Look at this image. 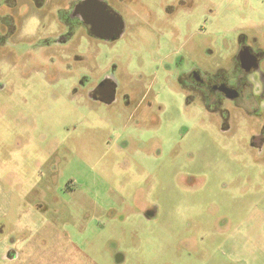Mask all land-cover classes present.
<instances>
[{
  "label": "rangeland",
  "instance_id": "rangeland-1",
  "mask_svg": "<svg viewBox=\"0 0 264 264\" xmlns=\"http://www.w3.org/2000/svg\"><path fill=\"white\" fill-rule=\"evenodd\" d=\"M116 9L119 38L46 48L32 15L0 48V264H264V153L179 83L230 68L241 37L264 45V0ZM107 73L112 105L88 96Z\"/></svg>",
  "mask_w": 264,
  "mask_h": 264
},
{
  "label": "flooded vegetation",
  "instance_id": "flooded-vegetation-1",
  "mask_svg": "<svg viewBox=\"0 0 264 264\" xmlns=\"http://www.w3.org/2000/svg\"><path fill=\"white\" fill-rule=\"evenodd\" d=\"M105 1L117 8L125 0ZM81 2L82 0H0V7H5V14H0V48L4 45L5 48H16L20 43L24 19L32 15L41 19L44 28H50L49 36L43 39L46 48L68 45L80 30L96 37L90 31L88 14L74 11ZM116 38L119 37L107 39L102 35L99 39L109 41ZM86 83L87 80L83 78V85ZM179 83L202 97L205 110L224 117V131L229 129V121L235 119V114L240 112L243 116L241 120L248 126L250 146L259 154L264 153V45L261 42H249L241 37L230 68H220L216 75H209L192 66L181 72ZM117 91V80L113 74L107 73L88 89V96L95 102L112 105L117 99ZM194 97L195 95L189 96V102ZM143 215L145 219L151 220L156 217L157 210L150 208ZM15 256L16 254L13 257ZM122 258L123 255L118 254V260Z\"/></svg>",
  "mask_w": 264,
  "mask_h": 264
},
{
  "label": "water",
  "instance_id": "water-1",
  "mask_svg": "<svg viewBox=\"0 0 264 264\" xmlns=\"http://www.w3.org/2000/svg\"><path fill=\"white\" fill-rule=\"evenodd\" d=\"M74 11H84L88 14L90 31L98 38L102 35L107 39L113 36L121 37L126 30V22L121 13L105 0H82Z\"/></svg>",
  "mask_w": 264,
  "mask_h": 264
}]
</instances>
